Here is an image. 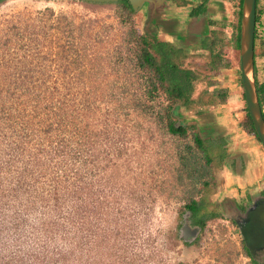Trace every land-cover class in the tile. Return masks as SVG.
<instances>
[{"label": "rangeland", "instance_id": "1", "mask_svg": "<svg viewBox=\"0 0 264 264\" xmlns=\"http://www.w3.org/2000/svg\"><path fill=\"white\" fill-rule=\"evenodd\" d=\"M228 2L229 27L212 31L207 47L172 44L181 50L172 62L195 76L185 86L188 103L181 97L171 110L188 129L181 138L159 122L167 95L146 92L154 80L137 63L139 36L149 30L145 12L130 14L116 3L0 1V189H15L5 198L0 193V264H264L260 207L251 213L254 204L233 202L225 186L232 141L226 132L236 126L264 151L243 128L247 108L234 44L241 7ZM257 10L254 79L261 83L264 0ZM218 108L235 115L231 123L210 130L196 123ZM11 159L14 170L26 169L21 191L17 171L8 172ZM54 187L59 202L72 189L60 212L52 199L48 210L41 204ZM191 198L201 205L194 219L184 208ZM72 200L82 218L74 213L75 224ZM28 211L48 212L46 222L56 226L25 250L9 240L24 235ZM202 218L201 230L194 221Z\"/></svg>", "mask_w": 264, "mask_h": 264}, {"label": "crops", "instance_id": "2", "mask_svg": "<svg viewBox=\"0 0 264 264\" xmlns=\"http://www.w3.org/2000/svg\"><path fill=\"white\" fill-rule=\"evenodd\" d=\"M203 1L167 0L159 6L144 4V10H142V6L139 12H145L149 24V30L145 36L149 37L148 39L152 42H165L174 45L183 43L186 47L202 50L204 39L210 37L215 29L223 31L224 26L229 27V21L231 22L232 19V8L228 0H207L204 4V12L193 16V11L201 6ZM255 58L254 54V69L256 66ZM229 105L230 107L235 106V104ZM213 115L215 122L212 126L208 122ZM231 115L228 116L226 110L218 108L208 111L196 123L202 128L207 127L208 130L210 127L219 129L220 125L227 122L231 123ZM235 127L226 132L232 138L226 158L227 182L225 186L228 188L227 195L232 197L230 199L233 202L254 204L252 208L249 207L251 213L255 211L256 207H260L257 213L264 226V151L259 146L254 145L252 138L247 139V135ZM213 132L216 131L213 130ZM233 167L235 171L232 169ZM247 219L249 221L253 219L250 213ZM253 220L256 226L259 225L255 222L256 219ZM248 223L250 225H247L250 227L251 223Z\"/></svg>", "mask_w": 264, "mask_h": 264}, {"label": "trees", "instance_id": "3", "mask_svg": "<svg viewBox=\"0 0 264 264\" xmlns=\"http://www.w3.org/2000/svg\"><path fill=\"white\" fill-rule=\"evenodd\" d=\"M206 1L207 0H204L203 3L201 4V6L197 7L193 11V14H192L193 16H197V15L204 12V10H205L204 4ZM242 1L243 0H241L239 3L240 7H242ZM116 4L120 5L124 11H126L130 14L133 13V9L131 8L128 1L123 0V1H120ZM257 5H258V0H256V14L258 11ZM240 21H241V10L238 14L236 33L234 36V44H235V48L237 50H239ZM257 21H258V17L256 15V22ZM139 40H140L139 41L140 51H139V55L137 56V63L139 65V67L145 72V75L148 77V79L151 80V78H153V80H154L150 87L147 86L146 92L151 96L153 95V93L155 94V93H159V92L166 93V95H167L166 106L159 109V113H158V115H160L159 122L163 124V128L165 129V131L168 134H170L172 136L184 138L187 135L188 129L185 128L184 126L177 124V122L171 116V110H172L173 105L181 97L183 99L184 104L188 103L187 97H185V98L183 97V96H185L184 93L187 91L185 86L190 85L189 81L193 80L195 78V76L191 71L181 70L180 68H178L174 64V62H172V57L173 56L175 57V55L181 53L180 49L176 48L172 44H167L164 42H152L148 39V37L142 36V35L139 36ZM208 40H209V38H207L206 40L203 41L202 48H205L208 46ZM210 40H211V38H210ZM255 40H256V31L254 34V48H255ZM216 58H220V55L217 56ZM219 63H220V61H219ZM219 63L218 64L215 63V65H214V67H212V69L215 70L216 68L220 67ZM254 74H255V69H254ZM182 84H184V85H182ZM255 89H256L258 102H259V105L261 107L262 115H263V119H264V82L258 83L255 80ZM243 128L247 133L254 135L255 139L257 141H259L255 135L254 130H253V126H252L251 120L249 118L247 109H246L245 121L243 123ZM191 129H194V126H192ZM192 141H193L194 147L199 152L203 153L206 157V161L209 162V158H208V155L206 153L207 148L204 144V141L200 138V136L197 133L192 134ZM188 149H191V148H188ZM13 164H14V160L11 159L10 161H8V164H7L8 172H12V171L16 172L17 171L16 174H17L18 178H17L16 184L19 185V187L16 190L21 191V188H27L28 187L24 183V179H25L24 176H25L26 169L24 168V169L20 170L19 168H17L16 170H14L12 168ZM0 188H1V186H0ZM14 190L15 189H13V188L0 189V193H1V196H3L5 198L7 195L11 194L12 191L14 192ZM58 191H59V187L52 188L51 194L53 196L46 198L44 201L41 200V204L46 206L47 210L49 208L48 205H50V201H51L50 199L53 200L54 205H55V208L53 211H57V212L61 211L62 204L63 203L65 204L66 200H69V199L71 200L72 189H69L66 192V195L60 198L62 202L57 201V199H59V197L57 195L60 194ZM72 202L73 203H72V206L70 208V211L68 212V216H69L70 222L75 224L74 219H73L74 218L73 214L74 213L77 214L78 209L74 208V204L76 201L72 200ZM184 208L189 213L190 217L192 219H194V217L199 212L201 205L199 202H197L193 198H191L184 205ZM31 213L32 212L28 211L26 214H31ZM48 215H50L48 212H43V215H40L41 216L39 218L40 225L34 229V231H40V232H36V234L51 235V233L53 232V229L55 228L56 224L54 225L52 223L46 222L47 218L49 217ZM77 216L80 219H82L78 214H77ZM26 221L27 220L25 219L24 222H26ZM205 222H206V220L202 218L199 220H195L194 224L199 226L200 229L202 230V227L205 224ZM0 229H2V226H0ZM243 250H245L246 255L249 258H252L251 253H249L248 248L246 246H243ZM35 261H36V258H35Z\"/></svg>", "mask_w": 264, "mask_h": 264}, {"label": "water", "instance_id": "4", "mask_svg": "<svg viewBox=\"0 0 264 264\" xmlns=\"http://www.w3.org/2000/svg\"><path fill=\"white\" fill-rule=\"evenodd\" d=\"M1 1V0H0ZM86 3L108 4L123 0H75ZM134 12L139 11L144 4L162 5L167 0H126ZM256 22V0H243L241 7L239 69L244 91V99L253 130L264 148V119L258 102L254 79V34Z\"/></svg>", "mask_w": 264, "mask_h": 264}, {"label": "clouds", "instance_id": "5", "mask_svg": "<svg viewBox=\"0 0 264 264\" xmlns=\"http://www.w3.org/2000/svg\"><path fill=\"white\" fill-rule=\"evenodd\" d=\"M39 217H40V213L38 212L27 214L25 216V219L27 220V224L23 226L24 235L20 237L19 241H16L13 236V238L9 240V243L12 244L13 246H15L18 243L20 247L24 248L25 250H29L30 248L37 246L35 245L36 233L34 229L39 226ZM61 246L63 245L61 244Z\"/></svg>", "mask_w": 264, "mask_h": 264}]
</instances>
